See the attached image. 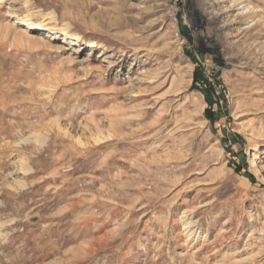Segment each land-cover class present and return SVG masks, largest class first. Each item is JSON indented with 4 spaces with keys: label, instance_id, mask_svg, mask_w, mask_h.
Segmentation results:
<instances>
[{
    "label": "rangeland",
    "instance_id": "1",
    "mask_svg": "<svg viewBox=\"0 0 264 264\" xmlns=\"http://www.w3.org/2000/svg\"><path fill=\"white\" fill-rule=\"evenodd\" d=\"M0 264H264V0H0Z\"/></svg>",
    "mask_w": 264,
    "mask_h": 264
},
{
    "label": "bare ground",
    "instance_id": "2",
    "mask_svg": "<svg viewBox=\"0 0 264 264\" xmlns=\"http://www.w3.org/2000/svg\"><path fill=\"white\" fill-rule=\"evenodd\" d=\"M25 27H28V29H33V30H35L36 29V31H41L42 29L41 28H36V27H31L30 25H28V24H25ZM51 37H52V40H56L57 39V36L56 35H51ZM55 37V38H54ZM65 39V41L64 42H67L68 41V39L65 37L64 38ZM186 225V230L188 231L189 229H191V224H190V222L189 223H185Z\"/></svg>",
    "mask_w": 264,
    "mask_h": 264
}]
</instances>
